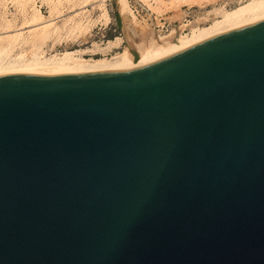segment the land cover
I'll list each match as a JSON object with an SVG mask.
<instances>
[{
    "label": "water",
    "instance_id": "water-1",
    "mask_svg": "<svg viewBox=\"0 0 264 264\" xmlns=\"http://www.w3.org/2000/svg\"><path fill=\"white\" fill-rule=\"evenodd\" d=\"M0 264H264V18L130 69L1 72Z\"/></svg>",
    "mask_w": 264,
    "mask_h": 264
},
{
    "label": "bare ground",
    "instance_id": "bare-ground-1",
    "mask_svg": "<svg viewBox=\"0 0 264 264\" xmlns=\"http://www.w3.org/2000/svg\"><path fill=\"white\" fill-rule=\"evenodd\" d=\"M18 1L14 0L16 4ZM139 1L147 5L151 18L157 10V4L154 6L150 0ZM159 1L161 0H155L158 3ZM227 1L231 0H174L170 19L178 23H174L169 32L163 34L156 30V25L159 26L161 22L157 21L155 25L152 22V25L149 23L150 25L141 27L136 21L137 14L131 9L128 0H118L120 13L123 16L126 14L131 16L129 20L125 18L124 36H116L103 46L93 43L92 48L90 46L56 51L55 44L61 42L64 35H68L67 37L72 35L75 40L80 41L87 37L96 23H109L110 12L104 3H97L99 0H48L49 14L45 15L32 0L28 7L24 3L21 4L19 23L15 22V13L11 18L0 14V73L109 72L130 69L264 18V0H233L237 1L235 5H228ZM183 4L201 8L210 5V8L204 15L194 20L188 19V22L184 23L185 12L181 9ZM89 5L98 7V15L93 16L89 13V9L86 8ZM61 17H64L65 21L59 24ZM44 46L49 48L44 49ZM119 48L121 51H116ZM131 48L139 53L138 59L132 54ZM96 50L102 52L103 57L86 56V53H94ZM114 51L116 52L112 56H106L107 52Z\"/></svg>",
    "mask_w": 264,
    "mask_h": 264
},
{
    "label": "rangeland",
    "instance_id": "rangeland-1",
    "mask_svg": "<svg viewBox=\"0 0 264 264\" xmlns=\"http://www.w3.org/2000/svg\"><path fill=\"white\" fill-rule=\"evenodd\" d=\"M18 2L19 3L16 4V8L13 9L6 5V0H0V14H5L6 16L11 18L12 14L15 13L16 14L15 22L19 23L21 21V13L19 11L21 4L24 3L28 7L31 5L32 0H26V1L19 0ZM47 2L48 0H34V4L37 7L39 6L45 15L49 14V8H50L49 3ZM128 2H129L131 9L134 11L135 14H137L136 21L137 23H140L141 27L142 25L143 26L150 25V24L152 25V22H154V25H155V22L158 21V23L161 22L163 25L161 23L159 24V26L156 25V28H157L156 30L158 31L160 30L161 33L166 34L169 32V30L171 29V26L174 23H178V21L172 22L170 19L173 14L171 10V6L173 5L174 0H164V1L161 0L159 1V3L155 2V0H150V2L153 3L154 6L157 4L156 5L157 10L154 13V15L151 16V18L149 15L150 11L147 9V5L143 4V2L139 0H128ZM229 2L227 1L228 5L237 4V1L231 0ZM97 3H104L106 5L111 15L110 22L109 23H102V22L96 23V25L92 27V30L87 34V37L80 41L75 40L74 36L72 35L69 37H67L68 35L67 36L64 35L63 39L60 40L61 42H57L55 44L56 51H63L66 48L74 49V48L90 47L91 45H93V43H98L103 46L107 43L108 40L114 39L116 36H124L125 18L129 20L131 16L129 14H126L125 16H123L120 13V11L118 10L119 9L118 0H101V2L99 0V2ZM86 8L89 9L88 10L89 13L93 16L94 15L96 16L99 13L97 6L89 5ZM209 8H210V5L205 6V8L204 7L201 8L199 6L189 7L183 4V6L181 7V9H183V11L185 12V19L183 20V22L187 23L188 19L194 20L195 18L204 15ZM155 17L156 19H154ZM60 19L62 20L59 21V24H62L65 21L64 17L63 18L61 17ZM92 47L93 46H91L90 48ZM48 48L49 46L48 47L44 46V49H48ZM96 51L94 53H86V56L87 57L93 56L95 58L103 57L102 52H100L99 50H96ZM116 51H121V48L117 49ZM116 51L107 52L106 56L110 57Z\"/></svg>",
    "mask_w": 264,
    "mask_h": 264
},
{
    "label": "built area",
    "instance_id": "built-area-1",
    "mask_svg": "<svg viewBox=\"0 0 264 264\" xmlns=\"http://www.w3.org/2000/svg\"><path fill=\"white\" fill-rule=\"evenodd\" d=\"M6 5L13 9L16 8V3L14 2V0H6Z\"/></svg>",
    "mask_w": 264,
    "mask_h": 264
}]
</instances>
